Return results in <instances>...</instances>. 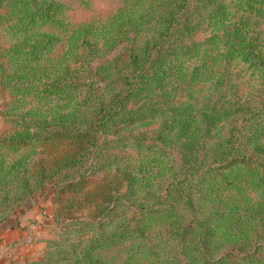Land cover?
Listing matches in <instances>:
<instances>
[{
	"label": "rangeland",
	"instance_id": "rangeland-1",
	"mask_svg": "<svg viewBox=\"0 0 264 264\" xmlns=\"http://www.w3.org/2000/svg\"><path fill=\"white\" fill-rule=\"evenodd\" d=\"M249 14L264 48L253 0H0V251L21 213L23 264H264V165L225 159L264 152Z\"/></svg>",
	"mask_w": 264,
	"mask_h": 264
},
{
	"label": "trees",
	"instance_id": "trees-1",
	"mask_svg": "<svg viewBox=\"0 0 264 264\" xmlns=\"http://www.w3.org/2000/svg\"><path fill=\"white\" fill-rule=\"evenodd\" d=\"M253 1H256L258 4H260V7L264 4V0H253ZM12 2L14 3L15 0H12ZM49 6L50 5H48L47 7L33 6L34 7L33 12L39 16L48 17L49 16ZM252 17H253L252 14H249L245 17L240 15V17L236 19L233 27L229 28L226 31V33L224 34V39H226V42L229 44L228 46L231 50L236 51L237 53L243 54L246 58H249L253 64L264 65V48L260 46V43L258 40L260 38L249 35L248 31L244 29V27L250 23V19H252ZM169 28H171V26H167L165 28V30L162 32L161 38L159 39V41L153 44L150 52H147V55L159 47L162 48V46L165 44L166 40L168 39L167 37L169 35ZM40 43H42V40L35 41L33 50H35L36 52H39V50L42 48V47H39ZM158 43L159 45L156 46V44ZM7 50L13 51L10 48H8ZM2 67L4 66L2 65ZM144 69L146 68L144 65L142 68L140 60L137 58H134L132 69H131V73H132L131 75L134 76V80H137L139 76H145L146 73ZM111 108H112L111 103L108 106L106 105V111L103 112V114L101 115V117L99 118L97 122L98 127L104 126L107 122H109L110 117L114 114ZM65 134L68 136H72L67 130H65ZM77 135H80V134H77ZM225 159L227 160L226 166H231L239 162L245 163V162H252V161H259L261 164L264 165V152L257 156H253V157L246 156V155L240 156L237 154H232ZM1 211L4 212L5 210H1ZM91 256L92 255H90L88 259L92 261L94 258Z\"/></svg>",
	"mask_w": 264,
	"mask_h": 264
},
{
	"label": "crops",
	"instance_id": "crops-1",
	"mask_svg": "<svg viewBox=\"0 0 264 264\" xmlns=\"http://www.w3.org/2000/svg\"><path fill=\"white\" fill-rule=\"evenodd\" d=\"M19 215L20 216L17 220L13 219L12 216L9 217L7 219L8 226H6L1 232L3 241L5 240V242L9 243L7 245H4V249L0 251V264H7V262H11L10 264H23L24 262L29 260V258L25 259V255L23 254V251L25 249L27 251L29 250L26 246L29 243V245L32 244V242H29L32 240L31 237H28L27 231L33 230V232L36 233L35 228H38V221L36 219H33L31 224H29V226L27 227V223L29 222L31 216L21 213H19Z\"/></svg>",
	"mask_w": 264,
	"mask_h": 264
}]
</instances>
